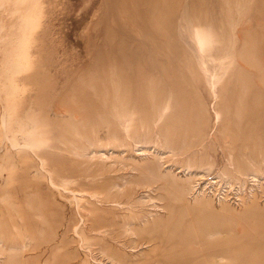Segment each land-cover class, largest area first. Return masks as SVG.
<instances>
[{
    "label": "rangeland",
    "instance_id": "1",
    "mask_svg": "<svg viewBox=\"0 0 264 264\" xmlns=\"http://www.w3.org/2000/svg\"><path fill=\"white\" fill-rule=\"evenodd\" d=\"M0 264H264V0H0Z\"/></svg>",
    "mask_w": 264,
    "mask_h": 264
}]
</instances>
